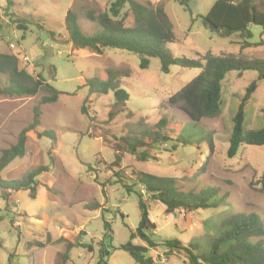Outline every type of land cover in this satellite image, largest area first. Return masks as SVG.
<instances>
[{"label": "rangeland", "instance_id": "obj_1", "mask_svg": "<svg viewBox=\"0 0 264 264\" xmlns=\"http://www.w3.org/2000/svg\"><path fill=\"white\" fill-rule=\"evenodd\" d=\"M137 1L162 3L173 26L175 39L167 44L173 55L196 58L206 51L239 52V44L210 31L197 17L205 14L214 0H189L191 16L195 18L192 23L189 11L176 0ZM110 2L13 0L12 6L6 9L5 0H0V53H23L31 65L27 63V71H40L50 84L63 92L56 101L40 106L39 127L52 130L55 143L49 137L36 138L29 133L25 155L13 159L0 174L4 179H20L33 167L49 163L51 149L55 162L49 171L36 177L37 200L27 190H18L10 192L6 204L2 195L7 191L0 188V264H7L11 253L10 264H56L67 242L91 244L92 250L72 246L66 264H96L100 253L108 264H137L127 252L116 249L127 241L129 231L139 220L137 192L140 188L133 186L127 191L125 186L132 184L135 171L173 176L182 191L198 192L213 186L218 188L219 195L225 196L226 204L219 207L199 209L193 214H169L160 202L143 194L149 218L155 224L152 238L157 242L177 238L208 251L209 241L218 234L221 220L235 212H255L264 225V189L260 183L264 144H242L234 157L226 156L232 117L247 85L256 78V71H228L222 79L220 114L195 123L197 131H212L213 151H208L205 142L195 148L177 145L172 138L148 149L150 157L139 160L123 149L120 137L132 136L144 126L152 127L161 117L169 121L173 136L186 127L190 119L181 110L169 106L167 97L199 70L171 65L169 72L164 73L157 57H150L148 66L140 68L138 55L123 49L106 48L104 53L95 54L86 48L73 47L67 40L66 12L69 9L75 12L81 30L90 34L99 27L87 14L96 16L107 10ZM122 11L128 12L126 6ZM18 17L32 21L22 29L14 23ZM132 21L128 12L126 23ZM249 28L250 41L264 38L259 25L251 24ZM46 29L55 33L56 40ZM10 43L15 48H10ZM241 52L246 57L264 58V45H253ZM103 67L120 72V86L129 94L123 105L115 102L111 91L89 94L83 84L91 77H106ZM5 80L6 76L0 75V83ZM42 94L0 96V148L15 141L18 131L31 120L32 105ZM85 99L87 116L80 112ZM263 107L264 77L257 81L255 91L244 106V129L262 127ZM115 145H119L117 152L121 158L119 179L108 169ZM89 205L97 207L88 208ZM103 221L111 225V241L103 240ZM164 249L157 246L146 254L152 256L153 264H186L181 254L165 256Z\"/></svg>", "mask_w": 264, "mask_h": 264}, {"label": "trees", "instance_id": "obj_2", "mask_svg": "<svg viewBox=\"0 0 264 264\" xmlns=\"http://www.w3.org/2000/svg\"><path fill=\"white\" fill-rule=\"evenodd\" d=\"M192 14L189 8V0H176ZM13 0H5V8L9 9ZM126 6L132 15V23L127 24V11H122ZM1 17V10H0ZM90 20L97 23L99 30L93 33H84L79 24L75 12L68 10L65 15L64 25L67 33V40L75 48H86L95 54H102L106 48H118L132 52L139 57L140 68H146L150 57H157L160 63V70L169 72L171 65H179L188 68H197L199 71L179 89L167 97L169 106L184 112L190 122L186 127L181 128L173 136L168 127L169 121L161 117L152 127L144 126L132 136L123 135V149L130 154L144 160L150 157L148 149L155 147L168 140H174L177 145L194 146L200 148L205 142L208 151H213L214 143L212 131H197L195 123L202 118H214L220 114L222 103V79L231 70L239 72L254 70L257 75L246 87L243 96L232 117V129L228 138L226 156L234 157L240 145H263L264 144V107L262 108V127L257 129H244V106L257 87V81L264 77V58L246 57L242 50L257 45H264V38L256 42L250 41L252 31L249 25L256 24L261 27V36L264 35V0H214L203 15H197L203 26L215 32L221 37L231 38L230 42L239 44V52L213 54L206 51L196 58L186 56H175L167 48V44L174 41V32L171 21L164 11L162 3L151 2L141 3L137 0H111L107 10L99 12L96 16L87 14ZM191 23L195 20L192 16ZM30 19L18 17L14 23L22 29H26V23ZM25 23V24H24ZM40 28L42 25L37 24ZM0 24V31H1ZM49 36L54 39L55 33L46 29ZM24 36V33L23 35ZM21 63L22 65L20 66ZM36 62H34L35 64ZM26 63H23L18 54L0 53V75H5L6 80L0 83V96H32L43 93L37 102L32 105L31 120L23 126L16 134L15 141L0 150V174L5 167L15 158H21L26 153V140L29 133L36 138L42 136L52 139L55 143V133L52 130L41 129L40 116L41 105L54 102L63 92L50 84L40 73L27 71ZM36 66V64L34 65ZM106 77L99 79L91 77L84 80L88 93L107 94L113 93L115 102L124 104L128 99V92L120 86L119 73L110 68H102ZM128 74V71H123ZM54 79V76H52ZM83 101L80 112L87 116V109ZM138 124H143L140 119ZM189 125V126H188ZM53 146V145H52ZM52 148V147H51ZM114 158L108 163L109 170L113 176L121 177L119 170L120 155L119 145L114 146ZM49 163L33 167L20 179H4L0 175V188L7 191L2 197L8 203L10 192L27 190L29 196L34 199L38 182L36 177L50 169L54 157L51 149L48 150ZM117 168V170H113ZM88 170L90 166H88ZM97 178L95 177V180ZM97 181V180H96ZM132 184L125 185L127 191L133 186H139L138 208L139 220L134 229L129 231L127 241L121 243L116 249L127 252L137 264H153V258L146 253L157 246H162L165 256L173 253L181 254L186 264H264V225L255 212L231 213L220 222L218 234L209 241L208 251L200 249L197 244L184 243L177 238H166L157 242L152 238L155 232V224L148 215V206L143 199L156 200L164 206L165 213L193 214L199 209L219 207L226 204L225 196L219 195L217 187L207 186L198 192L182 191L176 184L173 176L158 175L146 171H135V178ZM262 189H264V171L260 178ZM104 182L101 183L104 186ZM97 205L88 208H96ZM123 217L124 215L121 214ZM103 240L111 241V225L103 221ZM138 240V243L136 241ZM141 241V244L139 243ZM41 247L42 243H38ZM74 245L86 247L92 250L91 244L79 242H67L64 251L59 254L56 264H66L69 260L70 249ZM12 253L9 254L7 264L11 263ZM96 264H108L107 258L100 253Z\"/></svg>", "mask_w": 264, "mask_h": 264}, {"label": "built area", "instance_id": "obj_3", "mask_svg": "<svg viewBox=\"0 0 264 264\" xmlns=\"http://www.w3.org/2000/svg\"><path fill=\"white\" fill-rule=\"evenodd\" d=\"M9 47L15 48V46L12 43L9 44ZM18 56L22 60L23 63H26V64L28 63L26 55H24L23 53H18ZM28 64L30 65V63H28Z\"/></svg>", "mask_w": 264, "mask_h": 264}, {"label": "crops", "instance_id": "obj_4", "mask_svg": "<svg viewBox=\"0 0 264 264\" xmlns=\"http://www.w3.org/2000/svg\"><path fill=\"white\" fill-rule=\"evenodd\" d=\"M30 66H31V65H30ZM29 122H30V121H29ZM0 129H1V127H0ZM28 135H29V134H28ZM28 135H27V136H28ZM12 143H14V142H12ZM12 143H11V144H12ZM5 147H7V146H2V147L0 148V150H1L2 148H5ZM8 165H9V164H8ZM37 190H38V189H37ZM37 190H36V191H37ZM9 195H10V194H9ZM8 198H9V197H8ZM33 200H37V192H36V196H35V198H34Z\"/></svg>", "mask_w": 264, "mask_h": 264}]
</instances>
